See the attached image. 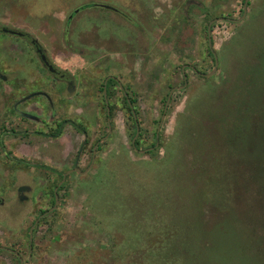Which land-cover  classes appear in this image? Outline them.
I'll return each instance as SVG.
<instances>
[{
  "label": "rangeland",
  "instance_id": "rangeland-1",
  "mask_svg": "<svg viewBox=\"0 0 264 264\" xmlns=\"http://www.w3.org/2000/svg\"><path fill=\"white\" fill-rule=\"evenodd\" d=\"M198 2L204 3L207 11L200 9ZM87 3L97 5L80 10L68 20L77 7ZM243 5L244 0H0V27L31 33L61 68H84V122L90 130L106 125L100 90L104 79L113 74L122 81L135 100L142 132L139 148L146 150L140 153L132 146L136 130L133 114L117 87L110 99L116 107L112 119L115 132L100 153L103 159L87 175L70 176L57 208L34 226L30 264H197L209 258L210 264H217L202 247L209 238L197 236V222L207 232L210 223L217 225L219 220L209 200L204 202L208 219L199 218L203 211L197 198V107L193 103L206 85L194 70L186 69L189 84L174 92L159 138L156 132L171 88L184 83L182 66L192 64L202 72L214 68L207 50L210 20L217 16L240 18ZM245 33L244 45L255 35L264 41V0H250L244 20L225 19L212 26L214 48L229 56L228 66L236 63L237 56L232 54L237 48L235 39ZM67 42L78 47L76 50L83 48L82 52H68L64 46ZM19 43L3 50L5 63L12 64L15 56L25 66H21V76L35 78L40 71L48 75L38 67L32 47ZM214 76L222 79L220 63L210 77ZM7 90L19 88L0 80V92ZM11 104L3 106L0 99V115ZM43 112L48 116L50 109L44 107ZM190 119L195 120L193 125ZM158 141L157 147L147 150ZM39 142L40 157L37 146H27L18 156L56 165L53 150L46 147L51 142ZM12 167L11 162L0 158L4 181ZM10 175L33 189L22 201L14 192L7 195L8 214L0 212V233L6 232L0 239L19 250L27 262L29 230L39 213L53 205V190L60 177L34 167ZM258 218L253 224L234 222L226 216L220 225L223 234H229V253L225 255L231 264H264V219ZM257 227L262 233H257ZM0 264L19 261L3 253Z\"/></svg>",
  "mask_w": 264,
  "mask_h": 264
},
{
  "label": "flooded vegetation",
  "instance_id": "flooded-vegetation-1",
  "mask_svg": "<svg viewBox=\"0 0 264 264\" xmlns=\"http://www.w3.org/2000/svg\"><path fill=\"white\" fill-rule=\"evenodd\" d=\"M84 5L77 7L75 10L79 9V11L75 12L74 10L69 15L68 20L70 21L75 14L80 13V10L84 9ZM19 41L23 42L24 46L29 45L32 47L39 63L38 67L46 71L48 75L40 71L41 75L35 78L28 79L24 74L21 76L20 70L23 65L16 61L15 56L12 58V64L5 63L6 55H2L3 50L17 46L20 44ZM8 42L11 44H8ZM22 44L20 45V52H23L25 48ZM64 46L71 53H81L83 49L76 50L78 47L74 48V44L69 42L66 45L64 44ZM38 49H41L42 53ZM42 54L46 55L48 62L42 59ZM193 66L192 64H187L186 69L193 70ZM2 70L9 73L4 74L5 71L3 72ZM85 72L84 68L71 69L59 67L56 61L48 54L43 44L31 33L8 26L0 27V80L17 84L19 88L17 91L7 90L6 92L3 91V93L0 92L2 93V98L0 99H2L3 106H7V103H12L7 111L0 115V158L5 162H11L13 165L12 171H8L6 174V182L4 181L3 172L0 171V178L2 179V183H0L1 214L3 215L5 211L8 214L5 206L7 195L10 192H14L19 200L22 201L29 198L26 193L31 192L33 189L29 184H19L15 177L9 176L10 172L15 175L25 167H34L49 171L60 177V180L54 186L53 205L49 209L39 213L38 217L34 220L33 226H31L33 231L35 225L37 226L48 213L54 211L49 210L55 204V194L58 192L60 196L61 192L66 188L69 177L72 175H87L97 161H102L103 156L100 153L103 151V148L109 145V140L115 132L112 119L115 118L116 107L112 106L110 99L113 90L117 87L119 92L123 93L127 106L133 114L136 130L132 139V146L136 151L140 149V142L138 140H140L142 132L134 107L135 100L124 88L122 81L116 75H107L100 88L105 102L106 125H97L90 130L87 122H84L85 108L83 99L87 90L81 84L87 80ZM32 86L33 88L29 89ZM105 87L107 88L108 104L106 103L104 94ZM44 107L50 109L48 116H44ZM108 107L110 108V114H108ZM63 108H65L64 112ZM134 112L136 113V117ZM40 139H46L51 142L47 143L46 147L53 150L52 157L56 159L52 160H54L56 165L47 166L38 158L36 160H28L22 156H18V152L26 150L27 146L29 149L30 147L37 146L38 157H40ZM152 147L154 146L149 147L147 150L150 151ZM113 149H115V145H113ZM3 164L4 162H2V166ZM20 166L23 168L21 169ZM4 232L6 231L2 230L0 237H4ZM2 240L4 239H0V254L8 253L14 255L18 259L19 264L31 263L33 237L32 240L30 238V255L27 262L24 261L23 254L19 250L4 245Z\"/></svg>",
  "mask_w": 264,
  "mask_h": 264
},
{
  "label": "trees",
  "instance_id": "trees-1",
  "mask_svg": "<svg viewBox=\"0 0 264 264\" xmlns=\"http://www.w3.org/2000/svg\"><path fill=\"white\" fill-rule=\"evenodd\" d=\"M197 5L207 11L204 3ZM206 30L208 33V25ZM244 41L246 33L235 39L237 48L232 54L237 58L232 67L228 66L229 56L215 50L222 79L199 75L206 88L198 91L193 103L197 107V198L203 211L199 218L208 219L204 202L209 200L219 220L217 225L211 222L207 232L197 222V236L209 238L202 247L217 264H231L225 255L229 253V234H223L220 226L226 216L239 223L256 224L258 217L264 219V41L257 35L248 44ZM207 50L215 64L209 43ZM194 123L190 119V124ZM198 254L199 250L200 261ZM197 264H210V258Z\"/></svg>",
  "mask_w": 264,
  "mask_h": 264
},
{
  "label": "water",
  "instance_id": "water-1",
  "mask_svg": "<svg viewBox=\"0 0 264 264\" xmlns=\"http://www.w3.org/2000/svg\"><path fill=\"white\" fill-rule=\"evenodd\" d=\"M249 3H250V0H245L244 1L243 14H242V16L240 18H237L236 19V18H230V17H224V16H217V17L213 18L209 22V24H208V43H209L210 49L212 50V52L214 53V56H215V65H214V68H213V70L211 72H202L197 67L193 66L192 68H193V70L197 74L202 75V76H205V77H210V76H212V75L215 74V72L217 71L218 66H219V58H218L217 52L215 51V48H214L213 36H212V26H213V24H215L218 21L225 20V19L226 20H229V21H233V22H240V21L244 20L246 18V16H247ZM93 5H97V4H95V3L85 4L83 6V8H86V7H89V6H93ZM101 5L103 7H106V8H112V9L117 10V8H115L113 6H110V5H106V4H101ZM78 11H79V9L75 10V12H78ZM38 51L42 53V50L41 49H38ZM42 59L44 61L48 62L47 61V57H46L45 54H42ZM186 67H187V64H184L182 66V70H183V74H184V78H185L184 83L181 84V85L173 86L171 88L170 92H169V95H168V98H167V101H166V104H165L164 112H163V115L161 117V120L159 122L158 129H157V132H156L157 138H159V136H160V131H161V128H162V124H163L164 119L166 117V114H167V111H168L169 105L171 103L172 96H173L174 92L177 91V90H179V89L180 90L185 89L188 86V84H189V82H188V75H187V73L185 71ZM104 94H105L106 103L108 104L109 100L107 98V88L106 87L104 88ZM108 114H110V108L109 107H108ZM134 114H135V117H136V113L135 112H134ZM109 125H110V118H109ZM138 133H139V130H138ZM158 145H159V141L155 144L154 147H157ZM154 147H152V148H154ZM152 148H150V149H152ZM138 151L140 153L146 152V150H144V149H138ZM59 202H60V196H59V193L56 192V194H55V204H54V206L49 211L55 210L57 208V206L59 205ZM32 229L33 228H31V230H30V238H31V240H32V237H33V234H32L33 233L32 232L33 230Z\"/></svg>",
  "mask_w": 264,
  "mask_h": 264
}]
</instances>
